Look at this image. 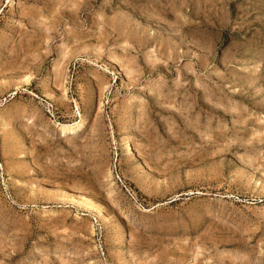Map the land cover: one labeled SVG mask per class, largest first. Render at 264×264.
<instances>
[{
	"label": "rangeland",
	"instance_id": "rangeland-1",
	"mask_svg": "<svg viewBox=\"0 0 264 264\" xmlns=\"http://www.w3.org/2000/svg\"><path fill=\"white\" fill-rule=\"evenodd\" d=\"M0 264H264V0H0Z\"/></svg>",
	"mask_w": 264,
	"mask_h": 264
},
{
	"label": "bare ground",
	"instance_id": "bare-ground-1",
	"mask_svg": "<svg viewBox=\"0 0 264 264\" xmlns=\"http://www.w3.org/2000/svg\"><path fill=\"white\" fill-rule=\"evenodd\" d=\"M70 127H71V126H70ZM68 128H69V127H68ZM73 129H74V128H72V127H71V130H70V132H73V131H74ZM90 207H91V206H90Z\"/></svg>",
	"mask_w": 264,
	"mask_h": 264
}]
</instances>
